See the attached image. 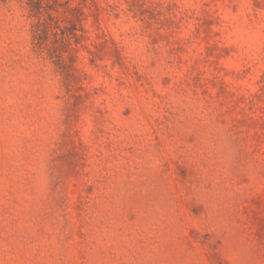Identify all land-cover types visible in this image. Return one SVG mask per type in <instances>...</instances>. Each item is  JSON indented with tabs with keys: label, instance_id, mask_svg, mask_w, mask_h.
I'll list each match as a JSON object with an SVG mask.
<instances>
[{
	"label": "rangeland",
	"instance_id": "374dc122",
	"mask_svg": "<svg viewBox=\"0 0 264 264\" xmlns=\"http://www.w3.org/2000/svg\"><path fill=\"white\" fill-rule=\"evenodd\" d=\"M0 264H264V0H0Z\"/></svg>",
	"mask_w": 264,
	"mask_h": 264
}]
</instances>
